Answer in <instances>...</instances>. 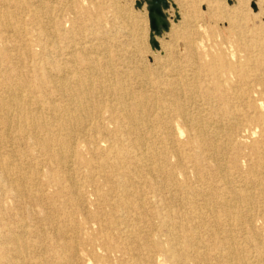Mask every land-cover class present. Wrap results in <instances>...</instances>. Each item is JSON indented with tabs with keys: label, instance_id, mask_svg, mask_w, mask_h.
Masks as SVG:
<instances>
[{
	"label": "bare ground",
	"instance_id": "obj_1",
	"mask_svg": "<svg viewBox=\"0 0 264 264\" xmlns=\"http://www.w3.org/2000/svg\"><path fill=\"white\" fill-rule=\"evenodd\" d=\"M11 2L22 11L30 2L0 0V34L19 36L23 27L11 20ZM263 4L259 1L258 15L248 10L229 20L231 39L205 67L200 89L187 87L189 75L181 66L171 67L169 62L175 61L168 58L165 78L152 80L147 71H134L133 76L142 79L137 87L130 84L129 92L105 87L98 76L100 92L93 99L88 71L69 77L67 67L58 66L64 72L50 76L52 91L47 97L61 95L64 116L49 121L36 101L8 84L0 93V264H264V233L258 227H264V212L254 213L258 208L252 206V200L264 203ZM43 5L38 2L32 20L44 31L38 14ZM21 45L28 48L30 42L23 40ZM185 47L191 56L192 42ZM8 54L9 48L0 42L5 66ZM214 72L216 81L211 79ZM4 79L11 80L7 72ZM114 92L113 101L102 103L100 114L86 126L94 102H104L105 95ZM129 100L134 101V110L128 108ZM241 125L247 134L236 143L247 150L246 169L238 177L231 178L228 170L227 178L221 174L223 188L222 181L212 180L224 170L214 160L217 135L225 130L228 141ZM54 128L67 138L48 133ZM69 129L79 133L68 136ZM26 138L35 147L24 148ZM62 145L73 150L80 146L91 155L81 158L85 164L74 165L76 171L88 169L84 180L68 175V169L55 179L49 158L61 165ZM219 149L220 155L225 148ZM94 160H100L99 172L108 169L112 176H101L97 182L92 174ZM24 162L40 163L41 168L27 170ZM186 164L193 176L180 182ZM43 166L48 168L46 181L40 178ZM155 174L161 177L160 185ZM53 186L55 192L49 193ZM69 206L73 210L68 212ZM89 206L95 209L92 214ZM83 212L91 219L86 228L75 218ZM27 235L32 240L26 241Z\"/></svg>",
	"mask_w": 264,
	"mask_h": 264
},
{
	"label": "rangeland",
	"instance_id": "obj_2",
	"mask_svg": "<svg viewBox=\"0 0 264 264\" xmlns=\"http://www.w3.org/2000/svg\"><path fill=\"white\" fill-rule=\"evenodd\" d=\"M28 1L30 5H27L23 11L17 4L12 2L9 9L13 13L11 19L13 24L19 25L20 23L23 32L19 36L9 32L0 34V42H3L9 48L6 66L11 67L8 69L1 64L3 61L0 57V93L8 84L11 85L12 90L21 91L25 96L24 98L29 95L32 102L33 100L36 101L35 103H38L43 110L41 113L49 120V117L57 119L61 115L64 116L63 106L65 103L62 102L64 99L61 95L53 96L52 99L47 97V94L52 91L51 80L53 78L50 76L52 74L61 76L64 72L58 66L67 67L69 77L77 71L81 73L88 71L93 79L89 84L93 99H98L97 94L100 92L98 76L101 77V82L105 87H112L115 90L119 86L129 92L131 91L130 84L137 87L142 79L140 75L139 77L133 76L134 71L138 74L139 71L141 73L147 71L152 80L165 78L163 74L168 68L165 66L168 58H173L175 61L174 63L169 62L171 67L181 66L184 70L183 74L189 75L187 87L192 89L195 86L200 89L206 79L204 76L205 67L221 52L222 44L228 43L231 39L229 37V20L233 15L240 16L243 12L247 13L248 10L254 15H258L261 9L258 7L259 1L264 0H168L169 8L164 10L168 30L165 31L161 28L160 35L150 29L149 6L145 0ZM42 1L45 2V5L38 9V14L40 15L41 24L45 27L44 31L32 20L33 9L36 8L38 2ZM2 10L0 7V11ZM156 18H158L159 26L162 25V18L157 16ZM23 40L24 42H30L28 48H21ZM187 41L193 44L194 51L191 56H189L190 54L185 47ZM154 42H157L158 48L155 47ZM15 46L18 48L14 49ZM226 47L224 45V49ZM26 52L29 54L26 55ZM3 66L5 68L1 69ZM6 72L11 80L4 79ZM191 75L193 78H191ZM214 77L215 72L211 77L212 81H216ZM18 78L22 79L18 80ZM22 81H26L27 84H21ZM14 83L19 85L17 86ZM231 83L233 84L235 81ZM226 87H229L227 83ZM155 90L157 91V89ZM115 93L105 95L104 102H98L97 100L94 102V106L90 110L91 119L86 122V126L90 127L91 120L96 114H100L97 111L103 106L102 103L109 104L113 101ZM127 103H129L128 108L134 110V101L129 100ZM54 105H56V110L52 109ZM16 118V116H13L12 119ZM215 119L220 120L219 118ZM221 121L227 123V119ZM70 130H68V136L70 133L71 135L74 132L79 133V129ZM54 131L55 128L48 133L63 139L67 138L66 133ZM245 131L247 132V128L241 125L235 136L228 141L225 130L221 129L217 135L216 145L219 148L223 145L225 149L219 155L221 149L217 148L215 152L218 155L214 160L222 168L224 167V170L222 173L215 175L216 177L213 176L212 180L215 183L222 181L219 184H223V188L225 187L223 182L225 178L222 175L227 178V170L230 177L233 178L239 176V171H245L246 169L243 155L247 150L238 147L236 143V140H239L242 134L245 135ZM10 132L14 133V129L11 128ZM142 135H144V132ZM186 137L185 131L184 139ZM69 140L73 141V139ZM28 146L35 147L33 142L26 138L23 141V147ZM75 149H70L69 146L66 147L65 145L58 148L61 165L52 157L49 158L51 172L53 171V174H55L56 180L59 179L57 175L62 176L61 170L64 169H68V175L72 174L77 180H84L88 177L90 172L87 168L83 167L76 171L77 167L74 168V165L78 161L84 163L86 160H81V158H91V155H86L85 149L80 146L75 147ZM121 153L123 155L124 152ZM76 154H79V156L76 157ZM234 158L237 159V162L234 161ZM41 159L42 156H40ZM252 160L255 161V158ZM27 163L24 162L27 170H31L36 165V167L40 166V163L39 166L36 164L37 162L33 165L31 162L30 165ZM99 163L100 160H94L92 165L94 167L93 178L97 182L101 181V176H112L108 169L104 173L99 172ZM209 164L215 165L213 161ZM130 167L132 170L138 168L133 162ZM47 171L48 168L43 166L40 174L41 181L47 180ZM185 171V173L180 174V182L183 180L188 181L189 178L192 179L193 170L190 164L185 165ZM155 176L160 185L161 177H157L156 174ZM51 180L56 182L53 178ZM31 188L32 190L35 189L33 186ZM55 189V186L50 187L48 192L53 193ZM85 196L87 200L91 197L89 194ZM252 206L258 208V211H254V213L262 214L264 212L263 201L255 202L252 200ZM35 209L37 214L41 213L39 207H35ZM72 210L73 207L69 206L68 212ZM87 210L91 214L95 211L91 206ZM22 215L28 218L24 211H22ZM88 215L85 212L75 214L76 221L81 227L86 228L87 223L91 221ZM258 227L264 233V227L261 224ZM44 228L48 229V226L44 225ZM96 228L93 230L95 231ZM28 230L31 231V228L28 227ZM247 230L248 227L244 231L247 232ZM92 231L90 233L93 234L94 231ZM71 235L68 223V237ZM30 240H32V237L27 235L26 241ZM82 262H84L83 258ZM166 264L170 263L167 261ZM232 264L237 263L233 262Z\"/></svg>",
	"mask_w": 264,
	"mask_h": 264
},
{
	"label": "water",
	"instance_id": "obj_3",
	"mask_svg": "<svg viewBox=\"0 0 264 264\" xmlns=\"http://www.w3.org/2000/svg\"><path fill=\"white\" fill-rule=\"evenodd\" d=\"M149 6V21L150 29L156 34L160 35L162 29L168 30V23L164 10L169 8L168 0H145ZM156 16L162 18V25L159 26ZM162 28V29H161ZM156 48H158L157 42H154Z\"/></svg>",
	"mask_w": 264,
	"mask_h": 264
}]
</instances>
